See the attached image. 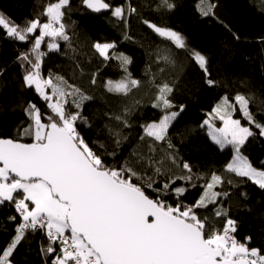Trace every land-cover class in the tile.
Wrapping results in <instances>:
<instances>
[{
	"label": "trees",
	"instance_id": "trees-1",
	"mask_svg": "<svg viewBox=\"0 0 264 264\" xmlns=\"http://www.w3.org/2000/svg\"><path fill=\"white\" fill-rule=\"evenodd\" d=\"M54 2L56 0H0V13L22 28L37 18L41 23L47 22L46 6ZM105 2L111 7L95 12L87 8L83 0H70L62 20L70 40L57 38L60 47L51 50L47 46L51 38H45L39 50L45 53L40 61L41 75L62 76L92 97L84 102L82 109L88 123L78 121L77 128L89 146L103 156L106 164L118 168L128 160L143 177L142 180L134 179V182L144 185L150 197L162 199L172 206L178 200L192 204L214 173L211 162L222 150L210 139L207 126L202 127L222 98L228 96L234 103L237 93L252 97L250 110L256 121L264 124V0H210L216 7L213 10L215 15L209 17L199 13V0H169L175 5L172 9L164 6L163 0ZM129 6L136 11L129 13ZM116 7L125 9L124 18L112 14ZM145 21L180 33L189 49L206 55L208 78L215 80L216 85L206 83L204 72L188 52L160 37ZM38 34L39 30L28 34L26 41H20L9 37L7 30L0 26V137L21 138L18 130L31 123L26 113L30 104H35L43 115L51 113L48 102L34 87L26 86L24 76L30 66L18 59L22 53H29L30 59L35 60L31 50ZM234 34L240 39H235ZM96 43L115 45L109 50L110 59L105 60L99 54L94 47ZM121 54L129 57L131 63L124 65L116 59ZM165 55L170 56L175 64L160 59ZM129 73L132 79L140 81L139 88L127 96L108 91L106 84L109 80L120 81ZM93 78L95 84L91 82ZM163 83L173 87L169 97L173 108L167 111L179 112L168 130L174 147L156 142L154 159H163V164L151 167L145 163L135 164L134 150L148 156V145L152 143V138L145 136L144 126L158 122L164 114L165 110L153 107L157 95L155 85ZM47 91L51 94V89ZM126 108L128 112H125ZM71 110L75 111L74 106ZM116 116L127 120L128 126L117 121ZM233 117L248 126L238 105ZM214 123L218 126L221 121L215 119ZM253 130L257 135L248 139L241 153L254 167L264 170V137L254 126ZM113 132H118L119 137ZM141 136H145L143 141ZM22 139L31 142L28 137ZM168 154L175 156V163L166 158ZM185 162L192 169L191 182L176 180L167 190L168 195L154 191L169 182L170 177L188 175L182 167ZM156 166L161 168L160 174L155 172ZM217 175L233 180L232 184L224 183L215 188V191L228 195L221 196L215 205L198 209V214L209 216L215 226L221 228L223 220L214 217V210H227L229 217L237 221L236 238L244 242L246 237H251L248 247L264 252V189L225 169ZM149 178L152 188L147 187ZM176 187H184L187 191L178 197L173 191ZM13 216L15 220L10 219ZM21 222L22 218L11 202L0 205V251L11 242ZM48 243L43 231H26L24 240L13 254V264H51L52 256L41 251Z\"/></svg>",
	"mask_w": 264,
	"mask_h": 264
},
{
	"label": "snow or ice",
	"instance_id": "snow-or-ice-1",
	"mask_svg": "<svg viewBox=\"0 0 264 264\" xmlns=\"http://www.w3.org/2000/svg\"><path fill=\"white\" fill-rule=\"evenodd\" d=\"M83 3L95 12L111 7L105 0H83ZM69 4L70 0H56L48 4L44 13L47 22L41 23L37 18L22 28L0 13V26L7 30L9 37L26 41L28 34L39 30L31 50L35 60L30 59L29 53H22L18 59L30 66L24 76L26 86L34 87L51 110L50 114L43 115L35 104H30L26 113L31 123L18 130L21 138L0 137V205L11 202L22 218L16 235L0 251V264H13V254L28 230L46 234L49 243L41 251L53 257L51 264H264V252L248 247L251 237H246L244 242L236 238L237 221L229 217L227 210H214V217L223 220L221 228H217L209 216L198 214V209L215 205L221 196L227 197L228 193L215 191V188L224 183L232 184V179L225 180L221 175L212 173L194 203L183 204L178 200L172 206L162 199L150 197L144 185L134 182V179L142 180L143 177L133 163L125 160L120 167H111L85 141L78 131L77 122L88 123L82 109L84 102L92 97L62 76L51 73L47 77L41 75L40 61L45 53L39 50L45 38H51L47 45L51 50L59 49L57 38L70 40L62 22ZM163 4L168 9L175 7L169 0H163ZM215 7L210 0H199L197 4L203 17L214 16ZM135 11L129 6V13ZM112 14L124 18L125 9L116 7ZM144 23L160 37L188 52L204 72L206 83L216 85L215 80L208 78L209 60L206 55L189 49L180 33L148 21ZM234 38L240 39L235 34ZM94 47L108 60L111 58L109 50L115 45L96 43ZM116 59L124 65L131 63V59L123 54ZM160 59L175 64L168 55ZM91 82L95 84V78ZM155 86L157 95L153 107L165 110L164 114L158 122L144 126L145 136L152 138V143L148 145L149 155L135 150L132 154L135 164L145 163L150 167L163 164V159H154L156 142H164L168 148L174 147L168 130L179 115V112L167 111L173 108L169 98L173 87L168 83ZM106 87L109 92L127 96L140 87V81L132 79L129 73L120 81L109 80ZM48 89H51V94ZM234 101L224 96L202 127L207 126L210 139L220 149L231 146L234 151L225 171L234 173L236 177L248 178L264 189V170H258L241 153L248 139L257 135L253 126L264 137V124L256 121L250 110L252 97L237 93ZM237 105L248 126L233 118ZM72 106L75 111L71 110ZM125 112H128L127 108ZM115 119L128 126L127 120L121 116ZM215 119L223 126L217 127L213 123ZM113 135L119 137L118 132H113ZM145 136L140 139L143 141ZM23 137L30 138L31 142H23ZM116 143L119 145L120 140L117 139ZM109 155L115 156V153ZM166 158L176 162L172 154ZM182 167L188 175L170 177L169 182L154 191L168 195L167 190L176 180L191 182V166L185 162ZM155 172L160 174L161 168L156 166ZM147 187L152 188L150 178ZM173 191L179 197L187 189L176 187ZM10 219L15 220L16 217Z\"/></svg>",
	"mask_w": 264,
	"mask_h": 264
},
{
	"label": "rangeland",
	"instance_id": "rangeland-1",
	"mask_svg": "<svg viewBox=\"0 0 264 264\" xmlns=\"http://www.w3.org/2000/svg\"><path fill=\"white\" fill-rule=\"evenodd\" d=\"M101 44H103V43H101ZM219 103H221V101ZM234 119H236V118H234ZM213 123H214V121H213ZM222 126L223 125L221 122L220 125H218L217 127H222ZM233 155H234V151L231 149V146L226 147L225 149H222L221 153L211 162V168H212L213 172L218 174L222 169H225L226 164L231 162ZM258 170H260V169H258Z\"/></svg>",
	"mask_w": 264,
	"mask_h": 264
},
{
	"label": "water",
	"instance_id": "water-1",
	"mask_svg": "<svg viewBox=\"0 0 264 264\" xmlns=\"http://www.w3.org/2000/svg\"><path fill=\"white\" fill-rule=\"evenodd\" d=\"M106 10H108V9H102L101 11H106ZM93 11V10H92ZM28 143H30V142H28Z\"/></svg>",
	"mask_w": 264,
	"mask_h": 264
},
{
	"label": "built area",
	"instance_id": "built-area-1",
	"mask_svg": "<svg viewBox=\"0 0 264 264\" xmlns=\"http://www.w3.org/2000/svg\"><path fill=\"white\" fill-rule=\"evenodd\" d=\"M22 223V222H21ZM52 259H53V257H52ZM44 264H49L48 262H45Z\"/></svg>",
	"mask_w": 264,
	"mask_h": 264
}]
</instances>
